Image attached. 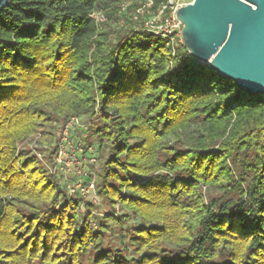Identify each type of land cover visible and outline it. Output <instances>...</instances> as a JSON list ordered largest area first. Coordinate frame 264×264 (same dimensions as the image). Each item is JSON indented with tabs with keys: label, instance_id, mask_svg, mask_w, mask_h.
<instances>
[{
	"label": "trees",
	"instance_id": "obj_1",
	"mask_svg": "<svg viewBox=\"0 0 264 264\" xmlns=\"http://www.w3.org/2000/svg\"><path fill=\"white\" fill-rule=\"evenodd\" d=\"M124 1L0 9V264H264V95L183 45L169 65L163 39L119 24ZM70 117L97 120L101 206L67 194L53 147L44 165L16 151Z\"/></svg>",
	"mask_w": 264,
	"mask_h": 264
},
{
	"label": "water",
	"instance_id": "obj_2",
	"mask_svg": "<svg viewBox=\"0 0 264 264\" xmlns=\"http://www.w3.org/2000/svg\"><path fill=\"white\" fill-rule=\"evenodd\" d=\"M11 0H0V9ZM183 47L249 95H264V0H192L175 12Z\"/></svg>",
	"mask_w": 264,
	"mask_h": 264
},
{
	"label": "built area",
	"instance_id": "obj_3",
	"mask_svg": "<svg viewBox=\"0 0 264 264\" xmlns=\"http://www.w3.org/2000/svg\"><path fill=\"white\" fill-rule=\"evenodd\" d=\"M134 0H126L120 5L119 24H123L124 19L121 15L127 12V8L132 6ZM186 5L181 0H166V2L153 9L151 0H144L136 9L128 11L127 15L132 18V22H137V29L147 31L154 36L163 39L165 46L169 48L171 61L175 56L176 49L182 44L181 24L175 16V12L181 6ZM90 17L96 24H101L106 21L103 12L96 11L90 14ZM77 128H86L78 118L70 117L62 123L57 130V142L54 144L53 166L49 167L52 174L64 177L68 173L75 175L76 178L64 182V187L69 196H79L83 199L89 198L92 203L97 204L98 197L96 195L94 174L85 169L80 159L79 154L87 156V162L95 165L98 162V154L96 155L93 146L82 142H74L71 139V132ZM36 145V143H35ZM46 152L39 154L40 159H44ZM94 226V223H92Z\"/></svg>",
	"mask_w": 264,
	"mask_h": 264
},
{
	"label": "rangeland",
	"instance_id": "obj_4",
	"mask_svg": "<svg viewBox=\"0 0 264 264\" xmlns=\"http://www.w3.org/2000/svg\"><path fill=\"white\" fill-rule=\"evenodd\" d=\"M192 0H181L182 3H190ZM127 14V12H124ZM112 26L115 24L111 23ZM97 123V120H87L82 121V124L86 126V128H77L71 132V139L74 142H82L83 145L87 144H93V136L91 127H93ZM61 124L55 123V122H45L42 124L41 128L37 131V133L30 134L26 137H24L22 140L18 141L16 144V151L17 152H25L26 155L28 154L31 156H34L38 161L41 162L42 165H44L45 159H40L38 156L39 154L43 153L45 150L50 151L54 144L57 142V130L58 127ZM135 140H130V144H134ZM36 143V145H35ZM94 147L96 144L93 145ZM96 155H99V152L95 153ZM100 152V156H102ZM88 156V154H87ZM87 156H84L82 153L79 154L77 157L80 159L81 163L83 164L84 168L89 170L91 173H96V169L99 167V162H97L95 165L89 164L87 161ZM67 178L68 181L75 179V175H71V173H68L66 176L62 177V182H65V179ZM94 180H97V177L94 174ZM85 200L90 201L89 198H86ZM96 205L101 206V201L98 198V202Z\"/></svg>",
	"mask_w": 264,
	"mask_h": 264
}]
</instances>
